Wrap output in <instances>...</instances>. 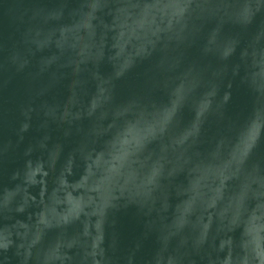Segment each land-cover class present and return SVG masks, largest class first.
<instances>
[{"label":"water","instance_id":"95a60500","mask_svg":"<svg viewBox=\"0 0 264 264\" xmlns=\"http://www.w3.org/2000/svg\"><path fill=\"white\" fill-rule=\"evenodd\" d=\"M0 264H264V0H0Z\"/></svg>","mask_w":264,"mask_h":264}]
</instances>
